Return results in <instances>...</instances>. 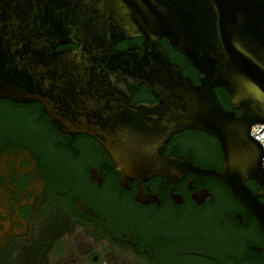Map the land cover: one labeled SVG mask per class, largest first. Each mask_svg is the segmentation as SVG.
<instances>
[{
    "label": "water",
    "instance_id": "95a60500",
    "mask_svg": "<svg viewBox=\"0 0 264 264\" xmlns=\"http://www.w3.org/2000/svg\"><path fill=\"white\" fill-rule=\"evenodd\" d=\"M131 38L142 40L116 47ZM159 39L188 59L197 83ZM65 44L74 46L56 49ZM141 84L154 102L131 100ZM214 87L225 89L230 109ZM4 96L39 101L59 130L98 139L121 182L198 171L185 160L165 163L163 143L188 128L214 135L225 178L203 172L225 180L264 234V150L250 135L264 123V0H0Z\"/></svg>",
    "mask_w": 264,
    "mask_h": 264
},
{
    "label": "flooded vegetation",
    "instance_id": "af4514ba",
    "mask_svg": "<svg viewBox=\"0 0 264 264\" xmlns=\"http://www.w3.org/2000/svg\"><path fill=\"white\" fill-rule=\"evenodd\" d=\"M134 97L156 100L146 87ZM162 156L199 172L121 182L98 139L59 130L39 101L0 97V264H109L116 250L127 264H264L255 216L224 179L203 172L225 178L218 138L184 129ZM244 184L259 190L252 178Z\"/></svg>",
    "mask_w": 264,
    "mask_h": 264
},
{
    "label": "trees",
    "instance_id": "16d2710c",
    "mask_svg": "<svg viewBox=\"0 0 264 264\" xmlns=\"http://www.w3.org/2000/svg\"><path fill=\"white\" fill-rule=\"evenodd\" d=\"M141 41V38H131V39H124L116 43V47L119 49H124L130 45L136 44ZM159 43L165 47L168 57L170 60L176 62L179 64L181 72L187 76H189L195 83H197V76L196 71L188 61V59L180 54L178 51H176L165 39H159ZM73 44H65L60 47H73ZM139 88H145L144 84L139 85ZM214 92L216 94L217 99L219 100L220 104L225 108L228 109L229 101L227 98V93L223 87H214ZM144 100H150V95L147 93L146 96L143 98ZM132 101H137L136 98H132ZM239 114V112H237Z\"/></svg>",
    "mask_w": 264,
    "mask_h": 264
},
{
    "label": "built area",
    "instance_id": "2783aa9c",
    "mask_svg": "<svg viewBox=\"0 0 264 264\" xmlns=\"http://www.w3.org/2000/svg\"><path fill=\"white\" fill-rule=\"evenodd\" d=\"M264 126V123H255L250 127V135L257 139L263 146L264 150V129L259 132ZM262 166L264 168V155L262 159Z\"/></svg>",
    "mask_w": 264,
    "mask_h": 264
},
{
    "label": "rangeland",
    "instance_id": "374dc122",
    "mask_svg": "<svg viewBox=\"0 0 264 264\" xmlns=\"http://www.w3.org/2000/svg\"><path fill=\"white\" fill-rule=\"evenodd\" d=\"M114 253H115V252H114ZM109 256H111V255L108 254L107 257H109ZM116 256H117V258L114 259V260L112 259L111 263H109V264H127L126 261H125V255H124V253H122V252L119 251V250H118V252H117V250H116ZM130 262H131L132 264H135L134 261L131 260V259H130Z\"/></svg>",
    "mask_w": 264,
    "mask_h": 264
}]
</instances>
